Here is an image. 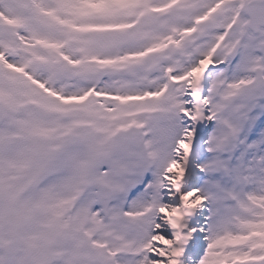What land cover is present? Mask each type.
<instances>
[{
  "label": "snow or ice",
  "instance_id": "6c2138e0",
  "mask_svg": "<svg viewBox=\"0 0 264 264\" xmlns=\"http://www.w3.org/2000/svg\"><path fill=\"white\" fill-rule=\"evenodd\" d=\"M0 264H264V0H0Z\"/></svg>",
  "mask_w": 264,
  "mask_h": 264
}]
</instances>
